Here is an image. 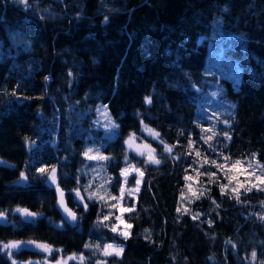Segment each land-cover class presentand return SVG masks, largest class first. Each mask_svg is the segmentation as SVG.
<instances>
[{"label":"trees","instance_id":"1","mask_svg":"<svg viewBox=\"0 0 264 264\" xmlns=\"http://www.w3.org/2000/svg\"><path fill=\"white\" fill-rule=\"evenodd\" d=\"M214 48L233 59L238 80L222 76ZM100 105L119 125L103 146L114 158L107 166L113 193L123 185L125 154L144 172L131 199L135 210L125 214L132 225L127 240L97 225L98 213H106L99 201L85 212L70 191L75 177L81 185L89 182L81 172L83 153ZM143 122L159 134V140L146 138L159 165H145L146 158L124 143L132 132L143 135ZM207 136L215 152L201 139ZM196 149L201 163L264 164V0H0V158L6 161L0 163V211L11 221H0V241L35 240L62 250L46 257L21 246L11 258L0 251V264L74 253L84 260L69 264H264V190L244 189L240 202L231 191L222 196L218 184L228 177L215 165L193 163ZM176 155L181 158L172 159ZM44 165L49 172L55 166L75 226L57 207L56 187L37 173ZM208 170L217 172L216 183L203 175ZM194 173L202 193L184 201V177ZM17 208L37 213L35 223ZM114 240L124 246L123 255L104 256L103 245ZM88 243L101 250L85 248Z\"/></svg>","mask_w":264,"mask_h":264},{"label":"snow or ice","instance_id":"2","mask_svg":"<svg viewBox=\"0 0 264 264\" xmlns=\"http://www.w3.org/2000/svg\"><path fill=\"white\" fill-rule=\"evenodd\" d=\"M20 2H25V0H20ZM225 11H227V9H225ZM105 22H107V17H105ZM69 75H71V73H69ZM12 94L16 95L15 92H13ZM212 95L216 96V95H218V93L213 92ZM145 100H146L147 103H151V97L150 96L146 97ZM102 107L104 109H107V105H103ZM137 115H139V114H137ZM223 123L224 124H229V120H223ZM103 127H105L106 129H110V130H112L114 132L115 129L119 128V125L115 124V123H109V124L103 125ZM204 131L206 132V131H208V129H204ZM155 135H156L157 138L159 137L158 133H156ZM223 136L227 140H231V136L229 135V133L227 131H225L223 133ZM201 139L203 140V142L205 144H208L209 148L213 152L216 151L215 148L211 144H209V141L212 140V136L202 137ZM25 140H26V143H27L29 141V138L26 137ZM134 140H135V133H130L129 136H128V139L126 141H124V143L128 145V149L129 150H134L140 156H144L145 153L143 151H141L142 146L135 144ZM32 143H34V142H32ZM161 143H163V141H161ZM193 146H194V141L189 137L188 138V148L191 150V149H193ZM149 148H150V146H149ZM164 151L166 153L171 154L172 153V147L165 145L164 146ZM92 152H93V149L92 148H88L87 151H85L83 153V156L86 157L88 160L97 161V163L100 164V170L101 171H106V162L110 161V160H113L114 158L110 157V156L101 155L99 148L96 149V154L95 155H90V153H92ZM153 152H154V150H151V149L148 151L147 158L145 160H143V163L145 165H148V164L159 165L161 163V161L159 159H156L154 157ZM186 155L187 156H191L192 155V151H188L186 153ZM220 155H222V153ZM200 156H201L200 151L198 149H196L195 150V158L193 160V163L198 164L200 167H203L204 164H207V163L215 165L216 168L219 171L224 172L225 176L228 177L229 183H231L233 180L236 181V185L237 186L236 187H231V189H230V191L232 193V197H230V198L234 197L237 200V202H240V199H239L240 188H244L246 192L252 191L253 188H257L258 191L264 190V189L259 188L258 184L252 183V178L254 177V179L256 181H258L259 184H264V175H256L255 174V169H260V170L264 171V164L257 163L256 165H252L249 162L248 168H253L254 169L253 171L249 172L247 168L243 167V163L244 162L242 160H239V159L236 160L235 163L232 164L231 168H228L227 163L218 164L216 160H211L209 162L207 158H205L203 163H201V161L199 159ZM255 157H256V154L253 153L252 154V158L255 159ZM180 158H181L180 155H176V156L172 157V159H174V160H179ZM223 159L225 161H227L229 159V157L223 156ZM124 161H125L126 164L129 165L127 167H124V168L120 169V176L123 178L125 183H127V178H128V176L130 174V169H131V172L137 173L139 177H143L144 172L140 168L136 167L135 165L130 164L127 154H125V156H124ZM36 171H37V173L41 174L42 177L45 178V182L48 183L49 186H55L56 187V190H57V192L59 194V197H60V199L58 201V204L60 206L64 207V200H63L64 193L59 188V185L56 183V169H55V166L52 167L51 172L48 171V165H44L43 167L37 168ZM91 171L95 173V172H97V169L96 168H92ZM185 171H187V169H185ZM196 171L199 172V169L197 168ZM230 171H237V172H240V173H246L247 178H248V184L250 186H246L244 182H241L239 180L238 176H228V172H230ZM203 175L208 176L210 178V182L216 183V180L212 179V178H215L217 176V172L216 171L208 170L205 173H203ZM21 177L23 179H27V177L24 176V173H21ZM75 179L77 181V187L75 189H70V191L73 193L74 198L83 207L85 212L88 211V205H89L90 202H92V201L103 202L105 200V197L102 196V195H99L97 192L89 191V189L92 188L93 182L95 180V176H93V178L91 180H89L88 184H86V185H81L79 183V178L78 177H75ZM111 179H112L111 177H108L107 181L110 182ZM184 179L185 180H192L193 177L185 176ZM141 182L142 181H141L140 178H135L134 179V183L136 185V188L128 190L129 197L133 196L134 192H138L139 191V185L141 184ZM81 187H83L85 189V193H87V196H88L87 202L85 201V197L80 194V188ZM100 187L104 188L105 185L101 184ZM218 187H219V190H220V193H221L222 196L227 194L228 191H229V185L228 184L220 183V184H218ZM189 189L191 190V185H189ZM124 194H125V188H124L123 185H121L119 187V196H110L109 197V199L115 200V201H117V203L108 205V207H111L113 209L118 208V210H119V212L121 214L119 216H115V221L116 222L111 224V226H110L106 222L110 221L113 218L114 213L109 212L108 214H103V212H101V213H98V218H97L96 223H97L98 226H103L105 228L110 227L111 232L116 233L118 236H122L125 240H127L131 236L130 229L132 228V225L127 223V221H125L122 218V216H123L124 213H133L134 210H135V207H134V205L130 206V207H125V206H123L122 204L119 203L120 201H122L124 199ZM182 195H183V193H182ZM193 195L196 196L197 198H199V196L197 195L196 192H193ZM14 211L21 213L25 217H36L38 215L37 213L30 212L27 209L17 208ZM64 211L67 214V217H70L71 221H76L78 219L76 213L72 212L67 207H64ZM177 211L179 212L180 209L177 208ZM185 211H187V209H185ZM129 218H131V216ZM192 218L193 219H197L196 216H193ZM0 219H3L5 223H11V221H8L6 219V213L3 212V211H0ZM261 219L264 220V216H262ZM32 222L35 223V220H32ZM209 223H211V221H209ZM121 225H123V228H121ZM13 226H15V225H13ZM57 227H60V226L58 225ZM145 239H149L150 240V237L146 236ZM231 243H232L231 240L226 241V244H231ZM261 243L264 244V242H261ZM27 245L35 246V248H37V249H39V250H41V251H43L45 253H48V254H51V252L53 251V249H52V247L50 245L45 244V243H40V242H37L35 240L8 241L7 243H5L3 241H0V251L7 250V254H8L9 258H11L13 249L18 251L21 248V246H27ZM84 247L85 248H94L96 251H100L101 250L99 244L92 245L91 243H88V244H85ZM233 247H235V245H233ZM55 251L61 252L62 250L61 249H56ZM102 251H103V255H105V256L115 255V256L119 257V256L123 255L124 248H123L122 245H117V244H113V243H105L103 245ZM77 258H79L81 261L84 260L83 254H80V256L77 257L76 254L74 253V254H72V256L68 257V259H77ZM256 258H257V252L255 250H253L251 252V259L253 261H255ZM12 264H16V261L13 260ZM26 264H45V262H43V261H28V262H26ZM56 264H67V261L63 260V259L57 260ZM97 264H102V262L97 261Z\"/></svg>","mask_w":264,"mask_h":264},{"label":"rangeland","instance_id":"3","mask_svg":"<svg viewBox=\"0 0 264 264\" xmlns=\"http://www.w3.org/2000/svg\"><path fill=\"white\" fill-rule=\"evenodd\" d=\"M225 37L229 38L228 36H225ZM225 47H226L225 45H222V48L223 49ZM214 49H218V48H214ZM216 52L217 53L213 55L215 57L216 61L218 62V63L215 64V66L218 67V69L220 70L222 76L225 77V76L228 75V73H231L232 77L234 79L238 80V74L235 73V66L236 65H235L233 59L227 53H224L222 55V49H220V48L218 50H216ZM221 55H222V59H219L218 60V58H220ZM196 89L199 90L197 87H196ZM215 92L217 93V91H215ZM216 96H218V95H216ZM219 98H220V95H219ZM102 106L103 105H100L98 107L99 110L97 109L96 117L94 119V126H91L92 131L89 132V135L86 138V139H90V138L93 139L92 141H87V143L85 145V151H87L88 148H92L93 149V152L90 153V155H95L96 154V149L99 148L101 155L108 156L103 151V146L106 143H108L110 140L114 139L117 136L118 130H119V128H117L113 132L112 130L106 129L105 127H103V125H105V124H109V123H115V124H117V123L114 122V120L112 119L108 108L107 109H104ZM214 119H217V117L215 116ZM213 121L216 122V120H213ZM217 124H218V120H217ZM97 130H100L101 131V135H98L97 136ZM141 132H142L143 135H137L135 133L134 143L137 144V145H141L142 146L141 151H143L145 153V155L143 157L147 158V153L151 149V150H154L153 155L156 158L155 149L152 147V145L146 139V138H151V139H154V140H159V137L157 138L156 135H155L156 134V131L154 129H152V128L146 126V125H144V122H143V125H141ZM132 133H134V132H132ZM128 136L125 137V141L128 139ZM125 145L127 147L128 152L130 151V152H133L135 154H138L134 150H129L127 144H125ZM149 146H150V148H149ZM84 158L86 159V162L82 166L81 172L84 173V174H86V175H89L90 176V179L89 180H91L93 178V176H95V180L93 182L92 188L89 189V191L97 192L99 195H102V196L105 197V200L103 202H100L99 201L101 203L102 207L105 209V212H106L105 214H108L109 212H112V213H114L113 218H115V216L121 215L120 212H119V210H118V208L113 209L111 207H108V205L117 203V201L111 200V199H109V197L110 196H119V195L114 194L113 191H112V187L111 186H112V183H113V176H112L111 173H108V171H107L108 161L106 162V171H101L100 170V164H98L97 161L88 160L86 157H84ZM0 163H6V161L0 158ZM250 163L252 165H256L259 162L252 161ZM248 164H249V162L246 165L243 164V167L244 168H247L249 172L253 171L254 170L253 168H248ZM127 166H129V165H127ZM92 168H96L97 169V172H95V173L92 172L91 171ZM255 174L256 175H264V171H262L260 169H255ZM188 176L193 177V179L192 180H186V184H187L186 185V192L182 195V200H184V201H187V200L190 201L191 200V202H192L195 198H197L196 196L193 195V192H196L198 196L201 195L202 189H201V186L200 185H202V184L200 183V175L198 173L197 174H195V173L194 174H190ZM230 176H238V178H239V180L241 182H244L246 186H250L248 184V178H247L246 173H240V172H237V171H233ZM108 177H111L112 178L110 182L107 181V178ZM132 177L134 179L135 178H140L141 181H142V177H139L137 173L131 172V169H130V174H129L128 178H127V183H125L124 180H123V178H122V180H123V186L125 188V194H124V199L122 201H120L119 203L122 204L125 207L133 206L134 204H132L131 199L132 200H136L137 194L139 193V191L138 192H134L133 196H131V197H129V195H128V190L129 189H135L136 188L135 183L134 184H130V181H131V178ZM252 183L259 184V182L256 181L254 179V177L252 178ZM101 184H104L105 187L104 188H101L100 187ZM141 184H142V182H141ZM141 184L139 185V190L141 188ZM225 184H228L229 185V191H230L231 187H236L237 186L235 180H233L231 183H229V180L227 179V181H226ZM189 185H191V190L189 189ZM242 190H244V188H240V192ZM80 194L85 197V189L84 190L81 189L80 190ZM86 195H87V193H86ZM73 198H74V195H73ZM74 201L76 203H78L76 201V199H74ZM85 201L87 202L86 197H85ZM56 204H57V194H56ZM125 214L126 213L123 214L122 218L125 221H127L126 220V217H125ZM0 221H2V219H0ZM115 222L116 221H114V223ZM121 228H123V225H121ZM107 243H113V244H117V245H122L121 243L117 242L116 240L111 241V242L107 241ZM26 247L35 248V246H32V245H27ZM123 248H124V246H123ZM35 249H37V248H35ZM52 249H53V251H55L54 248H52ZM14 250L15 249H13L12 251H14ZM101 252L103 254V251L102 250H101ZM49 255H51V254L45 253V256L46 257H48ZM70 256H72V255H68V256L60 255V257L57 260H61V259L66 260L67 261V264H69L70 261H78V260H80L79 258H77V259H68V257H70ZM49 257H51V256H49ZM77 257H79V256H77ZM30 261H38V260H30ZM56 261H49V260H47V259L44 258V261L43 262H45V264H56ZM21 264H26V262H22Z\"/></svg>","mask_w":264,"mask_h":264},{"label":"water","instance_id":"4","mask_svg":"<svg viewBox=\"0 0 264 264\" xmlns=\"http://www.w3.org/2000/svg\"><path fill=\"white\" fill-rule=\"evenodd\" d=\"M62 191H63V193H64V196H63V200H64V207H67L68 209H70L72 212H74L75 213V211L69 206V204H68V202H67V199H66V195H65V192H64V190L61 188V187H59ZM56 191V194H57V207H58V209L61 211V213H62V216H63V219L70 225V226H75L76 224H77V220L76 221H71L70 220V217H67V214L65 213V211H64V207H62V206H60L59 204H58V201H59V199H60V197H59V194H58V192H57V190H55ZM25 209V208H24ZM28 210V209H27ZM28 211H30V210H28ZM30 212H32V211H30ZM22 215V214H21ZM25 217V216H24ZM27 220H33V218L34 217H25Z\"/></svg>","mask_w":264,"mask_h":264}]
</instances>
